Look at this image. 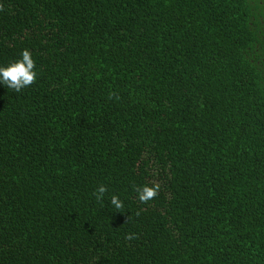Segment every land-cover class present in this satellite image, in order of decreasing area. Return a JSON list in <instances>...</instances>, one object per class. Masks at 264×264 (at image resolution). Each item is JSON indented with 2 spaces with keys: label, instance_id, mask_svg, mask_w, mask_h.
Listing matches in <instances>:
<instances>
[{
  "label": "trees",
  "instance_id": "16d2710c",
  "mask_svg": "<svg viewBox=\"0 0 264 264\" xmlns=\"http://www.w3.org/2000/svg\"><path fill=\"white\" fill-rule=\"evenodd\" d=\"M0 5V264H264V0Z\"/></svg>",
  "mask_w": 264,
  "mask_h": 264
},
{
  "label": "clouds",
  "instance_id": "9594fccd",
  "mask_svg": "<svg viewBox=\"0 0 264 264\" xmlns=\"http://www.w3.org/2000/svg\"><path fill=\"white\" fill-rule=\"evenodd\" d=\"M0 10H3V6L0 5ZM21 59L10 63L6 67H0V83H3L7 88L13 89L16 92H20L22 89L31 86L36 82L37 72L35 71L36 65L32 58V53L25 49L21 53ZM160 184L154 183L152 186L137 187L135 190L138 193V199L141 203L147 204L150 200L156 198L160 192ZM107 192V188L104 185L99 186L94 193L96 199L102 200L104 194ZM111 204L117 210H122L124 207L123 202L118 196L113 195L111 197ZM136 215H140L139 212ZM133 235L129 234L126 239L131 240Z\"/></svg>",
  "mask_w": 264,
  "mask_h": 264
}]
</instances>
